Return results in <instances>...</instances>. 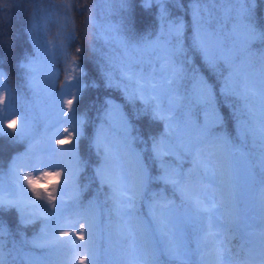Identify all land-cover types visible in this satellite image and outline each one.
<instances>
[{
  "label": "snow or ice",
  "instance_id": "obj_1",
  "mask_svg": "<svg viewBox=\"0 0 264 264\" xmlns=\"http://www.w3.org/2000/svg\"><path fill=\"white\" fill-rule=\"evenodd\" d=\"M116 2L125 15L117 29L118 62L105 73L106 86L120 90L128 102L140 101L153 119L164 122L163 134L152 141L153 160L160 161L159 175L152 176L131 148L120 106L109 101L106 115L124 122L125 137L116 148L101 127L94 139L101 156L94 174L100 187L107 189V224H102L98 201L80 203L78 187L72 204L65 201V190L70 182L75 183L83 164L77 154L83 121L76 116L82 72L74 58L75 75H67L61 91L65 87L76 91L57 106L54 134H59L60 117L67 118L63 122L68 125L63 138L55 141L60 147L51 144L47 128L45 135L36 134L28 114L12 104L11 89L0 92V137L27 142L25 151L12 159L13 191L7 198L0 195V211L15 208L23 219L24 201L42 210L37 219L42 218L44 227L23 243L43 249L44 264H74L78 249H84L78 264H101L102 254L108 257L106 264H161V257L175 264H194L184 242L186 235L193 234L199 264H264V51L257 53L252 48L256 41L264 44V29L255 22L256 0H190V38L182 18L168 20L167 0H140L145 11L158 5L163 23L154 38L139 39L133 34V0ZM64 17L67 22L66 12ZM94 18L92 9L86 24H94ZM74 39V30L66 32L63 42L52 43V50L62 52L64 42ZM81 51L75 49L77 54ZM201 66L215 77L214 83ZM5 79L0 70V88ZM221 105L229 110L232 132ZM9 117H18L19 124ZM165 157L180 163H168ZM153 180L170 188L171 197L149 196L148 185ZM245 186L254 194L260 225L258 231L250 227L242 233L240 204ZM145 199L147 219L140 214ZM77 224L75 232L60 231ZM105 228L110 245L114 239L118 246L115 254L111 247H104ZM6 235L11 233L0 222V264H15V241L8 249ZM237 239L239 243L234 244Z\"/></svg>",
  "mask_w": 264,
  "mask_h": 264
},
{
  "label": "trees",
  "instance_id": "obj_2",
  "mask_svg": "<svg viewBox=\"0 0 264 264\" xmlns=\"http://www.w3.org/2000/svg\"><path fill=\"white\" fill-rule=\"evenodd\" d=\"M189 5L190 0H179L178 3L167 0L164 7L168 11V20L177 17L184 20L186 36L190 38ZM133 7L135 37L139 39L151 35L154 38L163 23L159 19V6L153 5L145 11L140 7V0H133ZM92 9L95 10L94 24H86ZM124 15L116 0H0V70L6 74L3 88L13 91L12 104L18 111L28 114L35 124L34 131L37 135H45L46 128L48 133L57 124V106H62L64 100L71 98L70 93L76 91L75 87H65L62 92L61 85L66 82L67 75H75L72 72L74 58L80 66L82 74L76 116L80 117L83 123L82 135L77 142V154L83 164L75 177V183L68 184L64 196L65 201L71 205V198L78 187L82 205L98 201L103 225L107 224V205L104 203L107 189L100 187L94 174L101 160L94 147L95 133L103 127L110 136L119 140L125 137L124 122L119 117L106 115L108 102L112 101L120 106L121 115L127 122L130 146L139 153L154 177L159 175L160 161L153 160L152 141L164 132V122L153 119L151 111H145V106L140 101L128 102L124 100L120 90L106 86L105 73L112 71V64L118 62L117 29ZM254 17L257 27L264 29V0H256ZM73 30L75 39L70 43L64 42L62 52L52 50V43L60 44L63 42L64 33ZM120 35L129 34L121 32ZM77 47L82 49L79 54L75 52ZM252 48L257 53L264 51V44L256 41ZM199 63L197 58V64ZM21 64L28 66L20 67ZM201 70L210 82H215V77L202 66ZM51 76L52 87L48 88V79ZM220 111L227 121L228 131L232 132L233 121L229 110L221 105ZM16 119L19 124L18 117ZM200 119H203V113H200ZM5 131L12 130L5 128ZM26 148V141L13 142L7 137H0V195L5 198L13 191L9 174L12 159L23 153ZM164 159L168 163H180L172 157ZM183 167H189L186 161ZM161 192L171 197L170 188L166 190L162 182L153 180L148 185V195ZM21 207L23 219L20 210L15 208L0 211V222L11 233L5 237L6 246L12 249V242L15 241V250L12 253L15 264H44L45 251L23 243L24 239L30 241L34 234L44 227L42 218L37 219L42 210L28 205L26 201ZM140 214L142 217H148L144 204L140 208ZM60 231L73 232L71 227L61 228ZM56 234L59 235V232ZM184 242L190 259L194 264H199V257L195 255L194 234L186 235ZM233 243H239V239ZM103 244L105 248L111 247L114 254L118 252L114 239L110 245L107 228L104 229ZM107 259L108 257L102 254L101 264H106ZM161 264L175 262L161 257Z\"/></svg>",
  "mask_w": 264,
  "mask_h": 264
},
{
  "label": "rangeland",
  "instance_id": "obj_3",
  "mask_svg": "<svg viewBox=\"0 0 264 264\" xmlns=\"http://www.w3.org/2000/svg\"><path fill=\"white\" fill-rule=\"evenodd\" d=\"M53 77L51 76L50 79H48V88L52 87V83L51 81ZM0 92L3 93H7L6 89H4L3 87L0 88ZM0 107H3L2 105H0ZM64 111H67V109H63ZM9 118H16V117H9ZM67 119V118H61L60 122H59V126H58V132L59 134H54L56 133V129H57V124L48 131L47 135H51L52 139H51V144L54 145L55 147H60L59 145L55 144L56 139H62L63 138V128L68 126L67 124H65L63 121ZM5 124L7 123V119H5L3 121ZM105 132V131H104ZM97 132L95 133L96 136ZM105 135L109 138V140L112 142L113 146L116 148H120L121 147V140L108 135L105 132ZM69 145H65L64 147H68ZM25 173L21 174V179L23 177ZM33 175H38V173H32ZM24 187L27 189V185L24 184ZM161 195H165L164 192L160 193ZM27 195L29 197L32 196V193L30 190H28ZM152 194H150L149 196H151ZM32 199H35V197H32ZM144 206H145V210L147 215H149V208H148V200L145 199L144 201ZM240 211H241V216H240V231L243 232H247L251 229L253 230H257L259 229V225H260V217L257 215V212L255 211V200H254V194L252 192H250L248 190V188L245 186L242 189V199H241V204H240ZM145 219H147V216L144 217ZM73 232H75L78 229V224L75 227H71ZM256 238L258 239L259 236L257 235ZM77 243H83L81 241H77ZM84 255V249H78L76 251V254L73 257V262L74 264H78L79 259L81 258V256Z\"/></svg>",
  "mask_w": 264,
  "mask_h": 264
}]
</instances>
